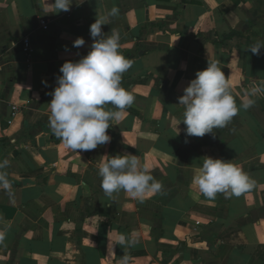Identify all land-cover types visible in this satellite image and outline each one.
Here are the masks:
<instances>
[{
    "label": "crops",
    "instance_id": "crops-1",
    "mask_svg": "<svg viewBox=\"0 0 264 264\" xmlns=\"http://www.w3.org/2000/svg\"><path fill=\"white\" fill-rule=\"evenodd\" d=\"M43 7L0 0V161H9L12 181L11 196L0 189V264H122L123 256L128 264H264V48L249 50L264 43V0H73L47 15ZM113 7L119 13L102 31L120 35L119 52L132 61L121 86L135 100L110 121V143L76 153L49 128L50 93L63 63L91 51L90 25ZM77 38L85 45L74 47ZM208 61L230 80L238 107L254 89L255 104L215 136H187L178 98ZM127 154L162 193L143 202L104 193L98 165ZM205 157L238 165L254 187L204 197L193 178ZM121 234L137 243L118 245Z\"/></svg>",
    "mask_w": 264,
    "mask_h": 264
},
{
    "label": "clouds",
    "instance_id": "clouds-1",
    "mask_svg": "<svg viewBox=\"0 0 264 264\" xmlns=\"http://www.w3.org/2000/svg\"><path fill=\"white\" fill-rule=\"evenodd\" d=\"M42 3L45 15L58 14L69 11L73 0H42ZM118 13L119 9L113 7L106 16L96 18L90 25V36L93 38L91 51L76 62L63 63L59 70L62 75L57 77L58 86L50 93L49 128L66 148L76 153L95 150L100 145L110 143L108 129L113 125L110 121L121 120L124 110L135 100L121 86L122 75L131 68L132 61L119 52L120 35L114 30H111V35L102 31V25L108 24L110 18ZM84 45L83 38L73 42L77 48ZM262 48L264 43L257 41L249 50L254 55H260ZM231 88L230 80L216 62L208 61L204 70L196 72L195 79L190 81L178 98L179 105L185 109L181 122L186 125L187 136H215V130L227 127L241 107L248 110L255 104L250 96L258 90L254 89L248 94L238 107ZM109 104L116 111L106 110L105 106ZM8 166L7 159L0 161V189L11 196L12 181L4 170ZM98 175L101 177V188L109 197L124 191L143 202L146 197L163 191L162 182L132 154L105 159L98 165ZM193 183L210 200H214L217 194H223L225 198L239 197L255 185V181L238 165L212 157H205ZM5 239L6 232L0 230V245ZM136 243L135 239L124 234L118 237L120 246L132 247ZM122 264H128L127 256L122 257Z\"/></svg>",
    "mask_w": 264,
    "mask_h": 264
},
{
    "label": "built area",
    "instance_id": "built-area-1",
    "mask_svg": "<svg viewBox=\"0 0 264 264\" xmlns=\"http://www.w3.org/2000/svg\"><path fill=\"white\" fill-rule=\"evenodd\" d=\"M41 23V26L43 29L47 30L48 29V24L45 20H41L40 21ZM30 40L29 39H25L24 40V52L26 54H29L30 53ZM19 113V107L17 105H13L11 107V118H15Z\"/></svg>",
    "mask_w": 264,
    "mask_h": 264
}]
</instances>
